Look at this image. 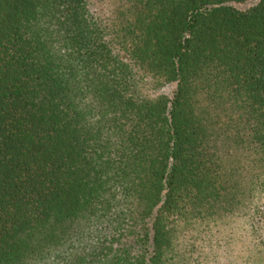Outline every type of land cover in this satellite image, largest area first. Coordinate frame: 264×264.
Here are the masks:
<instances>
[{
  "label": "trees",
  "instance_id": "obj_1",
  "mask_svg": "<svg viewBox=\"0 0 264 264\" xmlns=\"http://www.w3.org/2000/svg\"><path fill=\"white\" fill-rule=\"evenodd\" d=\"M245 1L0 0V264H186V234L230 217L264 263Z\"/></svg>",
  "mask_w": 264,
  "mask_h": 264
},
{
  "label": "rangeland",
  "instance_id": "obj_2",
  "mask_svg": "<svg viewBox=\"0 0 264 264\" xmlns=\"http://www.w3.org/2000/svg\"><path fill=\"white\" fill-rule=\"evenodd\" d=\"M256 1L246 0L236 5L246 8ZM170 91L171 87L165 89L169 94ZM227 221L217 226H198L205 240H194L192 232L186 234L183 242H195L196 245L195 250L190 252L187 248L186 264H259L255 261L256 251L250 240L247 221L243 217H230Z\"/></svg>",
  "mask_w": 264,
  "mask_h": 264
}]
</instances>
